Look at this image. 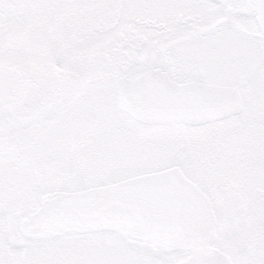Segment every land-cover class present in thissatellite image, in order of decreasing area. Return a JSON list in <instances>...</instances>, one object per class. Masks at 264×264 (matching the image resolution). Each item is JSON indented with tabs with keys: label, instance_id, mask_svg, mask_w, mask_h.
<instances>
[{
	"label": "snow or ice",
	"instance_id": "6c2138e0",
	"mask_svg": "<svg viewBox=\"0 0 264 264\" xmlns=\"http://www.w3.org/2000/svg\"><path fill=\"white\" fill-rule=\"evenodd\" d=\"M0 264H264V0H0Z\"/></svg>",
	"mask_w": 264,
	"mask_h": 264
}]
</instances>
